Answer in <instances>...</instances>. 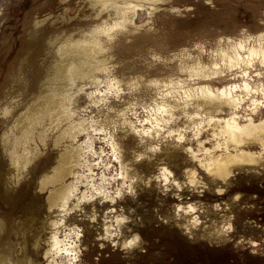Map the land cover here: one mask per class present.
<instances>
[{"label": "rangeland", "instance_id": "rangeland-1", "mask_svg": "<svg viewBox=\"0 0 264 264\" xmlns=\"http://www.w3.org/2000/svg\"><path fill=\"white\" fill-rule=\"evenodd\" d=\"M146 6L135 13L131 25L117 32L111 40L112 47L108 52L110 57L106 62L108 66L106 71L124 81L130 77H137L140 82L132 92L125 89V93L120 94L119 98L108 94L107 99L103 100L106 106L89 105L86 114H95L94 117L104 123L116 118L117 109H121L125 103L132 100L134 106L131 111H135L137 115L129 116L134 121L145 119L151 109L148 103L152 106L155 101L161 100L155 88L146 87L147 78H161L165 75V70L174 71V67L181 59L185 64L188 63L190 58L180 54L183 47H188L191 55L199 52L204 56L205 51L201 52L191 47L194 42H202L204 50L208 52L217 44L218 37H236L241 25H247L248 32L251 33H255L258 28H264V25L258 22L264 10V0H212L211 4L206 3L205 0H163L158 2V7L152 12H149L150 8ZM172 8H178L180 11L173 12ZM97 11L99 8L92 7L88 0H0V103L5 102L9 96L15 95L25 83L27 85L13 116L7 119L0 118V131L8 127L15 113L24 106L28 98L38 93L44 77L51 74L57 55V45L61 38L68 35L79 36L81 32L88 31L102 20L112 22L115 19L116 14L113 9L101 12L99 17L96 16ZM37 20L43 23L37 25L35 23ZM153 53L158 54L161 59L153 60ZM255 67L264 71V66L259 63H256ZM254 72L252 70V73ZM183 73L181 77L186 79L188 76ZM237 73L239 69L235 68L232 74L221 78L222 81L216 79L215 84L239 81L240 76H237ZM98 75L103 78L105 72H99ZM233 75L235 78L230 79ZM122 80L121 86L125 87ZM188 83L190 85L193 81L189 80ZM177 96L172 91L167 93L165 98L173 103ZM86 101V97L81 95L76 106H82ZM247 104L249 101L244 103L243 108ZM109 108L113 111H109ZM173 111L174 117L180 115L182 110L176 106ZM259 115H264V108ZM185 119L181 116L177 123L182 126ZM112 123L114 122H110L108 126ZM115 124L119 131L118 122ZM207 131L208 133L201 132L200 135L205 140L204 147L212 149L215 142L209 141L205 136L212 134L211 128ZM124 138L130 147L126 145L128 148L125 147L123 152L131 154L137 141L131 132L126 133ZM79 139H83V135ZM95 142L97 148L102 143L99 140ZM243 147L254 150L256 146L244 144ZM216 150L217 153L220 152V149ZM168 151L175 153L167 157ZM55 155V150L49 143L45 155L38 160V165H33L30 175L26 174L17 183L8 179L11 169L7 166L3 153H0L2 166L0 218L6 217L8 222L14 219L15 223L19 222L24 226L27 233H31L38 225V219L33 220L32 216L41 220L45 218L48 223L53 217V212H48L45 206L46 194L36 191L34 176L41 169L40 165L53 161ZM151 157L155 162H161L163 159L170 166L175 164L173 170L182 178V154L179 150L165 148L163 152L152 154ZM156 170L157 164L147 176ZM93 171L95 172L96 169L94 168ZM232 171L233 175L228 177L226 182H210L209 188L202 194L190 192L187 188L180 190L179 200L172 195V192L176 191L174 188L165 194L156 187L155 181H152L150 186H146L142 180H138L140 182L135 185V195L125 193L115 205L118 210L122 206L126 215L130 217L123 224L121 233L122 230L130 233V227L133 225L141 228L138 233L141 239L132 248L122 249L119 245L113 247L112 243L101 235L103 233L101 217L106 209L105 202L101 204L97 198L85 202L86 208L82 203L81 207L84 211L76 210L69 214L79 222L83 232L78 244L80 253L77 264H264V162L234 165ZM205 179H208L206 174ZM217 184L224 187L225 192L216 193L214 189ZM237 194L238 199H233ZM189 200L202 201L209 206L208 214L217 222L221 219L220 212L211 211L210 205L214 202H222L220 211L223 212L224 217L232 215L233 230L227 235L208 237L206 234L202 235L200 228H197L192 229L190 236L183 227L179 226L183 221L178 223L172 212L175 203H185ZM225 202L229 205L227 209L223 208ZM93 206L98 213L95 222L88 218L92 214ZM200 215L203 219L205 213ZM49 230V227L44 228L45 237L48 236ZM251 240L260 241L255 246V252L252 251L253 246L249 242ZM41 244L46 246L43 239ZM41 253L42 251L39 253L40 256Z\"/></svg>", "mask_w": 264, "mask_h": 264}, {"label": "clouds", "instance_id": "clouds-1", "mask_svg": "<svg viewBox=\"0 0 264 264\" xmlns=\"http://www.w3.org/2000/svg\"><path fill=\"white\" fill-rule=\"evenodd\" d=\"M206 3H212V0H205ZM92 7H98L96 16L108 9H117L118 17L114 19V24L123 27L125 23L131 24V19H122L123 13L131 12L140 7L135 3H115L114 0H95ZM171 11L179 12L180 9L172 8ZM106 21H100L105 23ZM258 22L264 25V10L261 12ZM37 25L43 23L41 20L35 21ZM96 29L93 25L88 31L81 34V38L73 40L70 43L60 42L57 45V54L64 60L63 74L59 77L62 81L59 87H52L51 81L56 79V74L46 75L38 93L28 98L24 106L15 113L8 127L0 131V153L6 158L7 166L11 169L8 179L19 182L26 174L30 175V169L41 159L48 149V142L55 150V158L44 169L40 170L36 176V191L45 193V199L48 201V212H53V218L48 221L50 230L48 238L44 241L46 247L41 253L44 264H77L79 260L80 248L78 247L79 238L83 235L82 228L77 224L66 223V217L73 211H84L81 207L84 202H91L99 198L103 204L108 201L111 206L106 208L101 219L103 220V237L109 240L113 247L119 243L120 248H132L141 239L138 233H133L122 240L113 239L120 237L121 225L127 222L130 217L124 213L121 206L117 209L116 201L123 198L125 193L135 195L134 187L137 180L141 177L135 174L132 162L122 159L121 148L115 139L114 133L116 124L112 123L111 131L109 127L93 115H85L89 110V105L100 106L106 104L103 100L107 97L105 93H110L111 82L116 80L106 69L98 67V61L95 58L83 57L79 53H72L71 56L65 51L67 48H80L89 43V37L95 35ZM252 35L248 32L247 25H241L238 36H220L217 38V47L212 50L213 63L209 69L208 75L215 76L218 70L227 68H240L241 64L251 66L253 57H258L259 64L264 66V28L256 36V42L261 45L258 49L248 46L252 40ZM223 42L224 46L220 47ZM192 48L199 51L204 50V44L196 41L191 45ZM181 52L189 55L188 47H183ZM243 53V54H242ZM218 57V62L216 58ZM153 60H160L158 54H152ZM199 63V56L196 57ZM204 67H208L204 65ZM99 72H105L103 78L97 75ZM222 74V71H221ZM243 77H248L247 70L242 69L237 73ZM256 76H264V71L255 72ZM251 80V77H248ZM187 77L184 80L183 88H191ZM27 85L20 88L15 95L0 103V118L7 119L13 116L17 103L21 100ZM179 88V85L177 86ZM103 88V92H101ZM183 88H179L183 93ZM243 90L242 92L237 91ZM7 91V89L5 90ZM120 88L114 94L119 98L124 92ZM194 100H203L205 103H215L214 112L201 114L200 109L203 104L196 103L192 106L195 109L189 113L186 109L188 105H178L181 108L180 115L174 117L169 114V120L153 121L150 119H137L134 125L128 126L130 132L139 137L141 144L145 143V138L151 143L146 145L144 151L136 152L132 158L134 161H140L144 157L151 159L149 153L153 155L157 152H163L165 148L169 150H179L182 154L181 163L182 178L174 172L175 164L165 162L163 159L157 165V170L142 179V183L150 186L152 181L156 182V187L162 193H168L173 188V196L181 199L180 190L187 188L190 192L202 194L209 188V183L216 181L226 182L228 177L233 175L232 166L238 164H262L264 162V115L256 117L258 107H264V81L250 86L247 82L231 83L222 86L211 84H200L198 88L192 89ZM261 93L259 99L252 98L250 103L245 105L240 113L241 102L249 99L250 92ZM99 94V95H98ZM83 95L87 103L83 107H76L78 98ZM238 95L239 103H232L230 97ZM103 97V100L101 99ZM183 99V96L180 97ZM134 106L133 100L125 103L117 112L121 110L129 111ZM225 108L227 109L225 111ZM109 111L113 109L109 108ZM222 113V115H217ZM132 116H136L135 111H131ZM143 115V113H141ZM181 116L185 117V122L180 121ZM199 116V119H193ZM227 118L232 123L239 122V125L245 129L256 128L259 130L257 136L237 138L229 145L233 152L221 151L215 158L220 161L219 167L210 166L209 155H214V148L204 147L205 140L201 138L200 133H208L207 129H212V134L205 135L209 141H214L215 146H222L224 140L222 125L220 121ZM215 121V123H213ZM39 128V130H38ZM219 130L220 136H217ZM83 135V139L79 137ZM99 140L101 145L99 149L93 148V142ZM255 145L254 150L242 152L240 145ZM116 145V147H113ZM75 153V156L72 155ZM113 161L117 163L114 164ZM120 164L119 171L117 165ZM96 169L94 172L93 169ZM203 173V174H202ZM205 174L207 180L205 179ZM71 177V179H69ZM51 180L52 182H48ZM80 185H84L80 189ZM216 193L225 192V188L219 184L215 187ZM233 199H238V194ZM73 201L71 206L69 202ZM222 202H214L210 205L211 211H219L221 219L210 218L209 206L202 201H188L185 203H175L172 206L173 216L180 223L186 232L191 236L192 229L200 228L202 235L208 237L227 235L233 230L231 223L232 215L224 217L221 210ZM229 205L223 203V208L227 209ZM55 210V212L53 211ZM200 213H205L203 219ZM98 213L93 206L92 214L88 217L91 221L97 220ZM252 245V251H256V245L260 241H249ZM239 243V241H237ZM23 248L17 247V254L21 253ZM0 264H35L32 256H21L17 260L13 255H7L0 259Z\"/></svg>", "mask_w": 264, "mask_h": 264}, {"label": "bare ground", "instance_id": "bare-ground-1", "mask_svg": "<svg viewBox=\"0 0 264 264\" xmlns=\"http://www.w3.org/2000/svg\"><path fill=\"white\" fill-rule=\"evenodd\" d=\"M88 1H89V4L91 6L95 2V0H88ZM114 2L119 3V4L135 3L137 5H140V7H137L135 9L134 14L131 12H126V13H123L122 16H120V18H122V19H131L133 21V16L135 15L136 12H138V10H140L141 7H145L146 5H148L149 7L146 6V8H150L149 12H152L153 9H156L158 7V2H163V0H114ZM113 10L116 14L115 18H117L118 17V10L117 9H113ZM103 21H106V22L105 23H97L94 25L96 32H95L94 36L89 37V41H90L89 43L82 45L80 48H75V49L67 48V49H65V51L69 54V56H71L72 53L75 52V53H79L81 55V57H83L85 54L87 55V58H89V59H92L94 57L95 61L99 62V64L97 66L107 70L108 66L106 65V62H107L108 58L110 57L108 52H109V49L112 47L111 40L113 39L114 35L117 34V32L122 31L124 28L126 29L129 24L125 23L123 25V27H121L119 25H115L114 20L112 22H108L107 20H103ZM261 29L262 28H258L255 33L249 32V34L252 35V37H253V39L249 41V44H248L249 47L254 48V49H258L261 46V45H258L256 42V36ZM81 34H82V32H81ZM81 34L79 36H74V35L65 36L64 38H61L60 42L70 43L73 40H78L81 38ZM223 46H224V44L222 42L220 47H223ZM216 47H217V44L214 47H211L208 52L206 51V49L203 50L206 52L204 56H201V54L199 52H197L194 55H191V53H189L191 58H190V61L188 63L185 64V62L182 61V59H181L179 64L176 67H174V71H172V69L171 70H165L166 71L165 75L161 78H159V77L147 78L146 87L155 88L157 90V93L160 94L161 100L155 101L156 99L155 100L153 99L155 102L152 104V106L150 105V103H148V106H150L151 109L149 111L150 112L149 115H147V116L145 115L146 116L145 119H150L151 117L154 116L156 118V120L153 121V123H155L156 121H160L161 119L169 120L170 119L169 114L171 113V116L173 117V114H174L173 110L175 109V107L178 105H181V104H185V103L188 105V108L186 110L189 113H191V111L193 112L195 110L192 106V103L193 104H196V103L203 104V107L200 109L201 114L211 112V110L215 111V108H216L215 103H205L203 100H199V101L194 100V93H193L192 89L198 88L200 84L207 83V84H211V85H215V86L219 87V86L227 85V84H231V83L247 82L250 86H254L257 83L264 81V76L258 77L255 75V72L260 71L259 69H257V67H255L256 63H259V59H258V57H253V64L251 66L241 64L240 68H237V69H239V72H241L242 69L247 70L248 77H251V80H249L248 77H243L241 75H237V76H240L239 81L229 80L231 82H225L222 85H216L215 84L216 79L220 80L221 78H224L225 76L232 74V70L235 69V68H232L231 70H229L227 68H224L222 70H218L217 74L215 76L208 75L209 69L211 68V65H212L213 59H214L213 54H212V50L216 49ZM180 54L185 55L181 52V50H180ZM186 56L189 58V55H186ZM197 56H199V63H197V61H196ZM66 59H68V57H64L62 59L60 57V55H58V54L56 55L55 64L53 66L54 68L51 71V74L49 75V76H51L52 74H56V77H57L56 79H53L51 81L52 87H59L61 85L62 81L59 79V77L62 76V74H63V63H64V60H66ZM216 62H218V57L216 58ZM204 65H207L208 67H204ZM260 68H262V67H260ZM252 70L255 72L252 73ZM221 71H222V74H221ZM236 71H238V70H236ZM179 72H181V73L184 72L183 74L187 75L193 81V83L189 85V86H191V88H183L185 79H184V77L183 78L181 77L182 74ZM97 75H98V73H97ZM112 76L116 80L111 82V88H110L111 94L110 95H114L117 92V90L120 88H124V89H127V90L132 92L133 90L136 89V86H138V82H140V80H137V77L136 78L130 77L128 80L124 81L120 78H117L115 75H112ZM254 76H256V77H254ZM231 78H235L234 75H233V77H230V79ZM121 80H122V83L126 85L125 87L121 86V83H120ZM220 81H222V80H220ZM178 85H179V88H183V93L180 92L179 88L177 87ZM40 87H41V85H40ZM161 87H164V88L161 89ZM172 91H174L178 96L175 99V101H173V103H170L165 97H166L167 93H171ZM237 91L242 92L243 90L238 89ZM101 92H103V89H101ZM122 93H125V91ZM108 94L109 93H105V96H108ZM181 96H183V99L180 98ZM260 96H261V93L259 91L250 92L249 93V99H246V100L241 102L240 109L243 108V105L245 102L249 101V103H250V100L252 98L259 99ZM101 99L103 100V97ZM230 100L234 104L239 103L240 97L238 95H234V96L230 97ZM86 103H87V101H86ZM83 106L84 105H82V106L77 105L76 107H83ZM262 108H264V107H258V112L256 114L257 116H254V120L256 119V117L260 116L259 114L261 113ZM132 109H130L129 111H131ZM240 109L236 110L237 113H239ZM119 110L120 109H117V112ZM225 110H226V108H225ZM129 111H123L122 110L121 112H119L118 116H116V118H114L110 122H114V123L118 122V124H119L120 129L118 131V126H116L114 136H115V139L117 140V142L121 148L122 159L132 162V167H133L135 174L138 175L139 177H141V180H142V179L147 178V174L152 170V168L156 164L158 165L160 162H155L151 159H145V158L141 159L140 160L141 162L132 160V158L136 152L144 151L146 148V145L148 143L152 142V141H149L147 138H145V143L141 144L139 142V137H137L132 132H131V134L136 139L137 145L134 147L131 154H129V153L125 154L123 152L126 145L129 146V144H127L128 142L125 141L124 137L126 136V133L130 132L128 129V126L125 125L124 122L127 121L129 126L134 125V123H135V121L132 120V117L129 116L130 115ZM202 111H204V112L202 113ZM85 115H89V113H87V114L85 113ZM194 117H196V120L199 119V116H194ZM109 123L106 122L105 124L108 126ZM213 123H215V121ZM220 124L222 125V131H223V136L221 138L224 140V143L222 146H215V147L212 146V149L214 148V155L213 154L209 155L210 166H217V167L221 166L220 161H218L215 157L219 156L221 151L233 152L234 149L229 147V145H231L235 139L243 138V137H249L250 138L252 136H257L259 134L258 129H256V128L245 129L239 125L238 121H236V123H232L226 117L220 121ZM120 125H121V127H120ZM108 127H109V130L111 131V126H108ZM38 130H39V128H38ZM211 131H212V129H211ZM217 136L218 137L220 136L219 130L217 131ZM49 143H51V142L49 141L48 144ZM92 146H93V148H96L97 150L100 147V146L98 148L96 147L95 141L93 142ZM113 147H116V145H113ZM239 147L241 148L242 152L249 151V150L245 149L243 147V145H240ZM126 148H128V147H126ZM217 148L220 149L219 153H217V150H216ZM174 153L175 152L168 151V152H166V155H167V157H170L171 155H174ZM72 155L75 156V153H72ZM151 155H152V153L148 154V156H151ZM171 160H172V158H171ZM40 162H42V161H40ZM51 162L52 161H48V162L44 163L43 165H40L41 166L40 170L46 168ZM38 163L39 162L37 161L34 166L38 165ZM113 163L115 164L117 162L113 161ZM120 167H122V165L118 164L117 169H120ZM232 167H234V166H232ZM1 169H2V166L0 165V172H1ZM40 170H38L34 176L35 187L37 186L36 181H35L36 176L38 175V172ZM117 171H119V170H117ZM140 181L137 180L135 185L137 183H139ZM48 182H52V181L49 180ZM216 182H220V181H216ZM135 185H134V187H135ZM79 187L82 190L83 189L82 187H84V185H80ZM72 202L71 203L69 202V206H71ZM117 202H118V200L116 201V203ZM84 205H85V202H84ZM105 205H106V208L111 206L110 204H108V201H105ZM45 206L48 210V201L47 200L45 202ZM84 207L86 208L87 206L85 205ZM85 212H86V210H85ZM49 216L51 217L52 215H49ZM11 217H13V216H11ZM5 218L4 217L0 218V245H1L0 259H3L7 255H13V256H15V258L17 260H20L21 256H24V257L32 256L35 264H44L43 257H42V255L40 256L39 253L41 251L43 252L44 248L46 247L45 245L41 244V240L43 239L45 241L48 238V236L47 237L44 236L43 230L45 227H49V229H50V224L46 222V219L44 218L41 220L40 218H37V217L34 218L32 216L33 220L38 219V225L36 227H34V229L31 233H27L25 231L24 226H22L21 223H19V222L15 223L14 219H11L8 222ZM52 218L53 217H51V219ZM66 223L77 224L80 226L79 222H77V220L70 215H68L66 217ZM122 227H123V224L121 225V228ZM130 228H131L130 233H127V231L122 230V235L119 238L113 237V239H117L119 241V240H122L128 236H131L133 233H140L141 228L139 226L133 225ZM101 235H103V233H101ZM117 245H119V243H117ZM18 246H21L23 248V251L19 254H17V247ZM183 249L184 248H182V251H184ZM187 250H188V248H187ZM180 252H181V249H180ZM182 255H183V253H182ZM40 257H41V259H40Z\"/></svg>", "mask_w": 264, "mask_h": 264}]
</instances>
